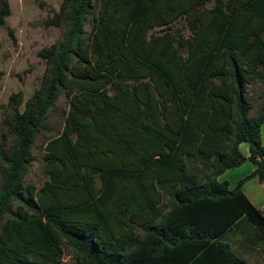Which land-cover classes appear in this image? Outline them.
Masks as SVG:
<instances>
[{
    "label": "trees",
    "instance_id": "16d2710c",
    "mask_svg": "<svg viewBox=\"0 0 264 264\" xmlns=\"http://www.w3.org/2000/svg\"><path fill=\"white\" fill-rule=\"evenodd\" d=\"M51 22L64 37L0 142V264H248L225 234L245 220L264 239L241 189L264 182V103L250 116L247 96L264 85V0H64ZM61 96L38 187L32 151ZM246 160L236 187L220 180Z\"/></svg>",
    "mask_w": 264,
    "mask_h": 264
},
{
    "label": "rangeland",
    "instance_id": "374dc122",
    "mask_svg": "<svg viewBox=\"0 0 264 264\" xmlns=\"http://www.w3.org/2000/svg\"><path fill=\"white\" fill-rule=\"evenodd\" d=\"M63 1L7 0L9 10L4 16L5 24H0V142L3 144H8L14 139L10 123L15 110L23 112L26 102L41 88L47 69V59L42 52L64 37L65 27L51 22L56 13L60 12ZM206 6H213V2ZM176 26L186 36L190 34L184 20L179 21ZM247 96L251 103L249 114L255 116L264 103V85L260 82L248 85ZM68 109V100L61 96L46 121L47 130L37 138L32 151L34 161L27 181L38 187L48 179L43 159L46 141L62 131ZM262 126L264 132V123ZM241 149L247 152L248 144H243ZM236 170L233 174L238 173L231 177L238 183L252 174H247L245 169ZM252 180L253 177H250L245 183ZM226 240L237 254L242 255L230 236ZM64 261L74 262L71 249H65Z\"/></svg>",
    "mask_w": 264,
    "mask_h": 264
},
{
    "label": "crops",
    "instance_id": "0c3cea01",
    "mask_svg": "<svg viewBox=\"0 0 264 264\" xmlns=\"http://www.w3.org/2000/svg\"><path fill=\"white\" fill-rule=\"evenodd\" d=\"M262 138L264 143L263 129ZM242 145L240 148H242ZM242 153L246 157L249 156V150L247 152L242 151ZM236 169H245L248 171L247 174H249L255 171V166L250 161L246 160L239 167L225 171L220 176L223 177L220 178V180H227L229 182L230 188H234L238 184V181H236V179H232L231 177L232 175L238 173L236 172L235 174H233V171H235ZM253 179L254 180H252L251 182L244 183L241 189L255 206L264 210V182H261L258 177H253ZM226 232L227 233L225 234V239L229 236L231 237L233 242L236 244V246L240 249V252L242 253V255L240 253H238V255L240 254L239 256L246 259L248 261V264H264V239L260 235L259 231L252 224L245 220H239Z\"/></svg>",
    "mask_w": 264,
    "mask_h": 264
}]
</instances>
